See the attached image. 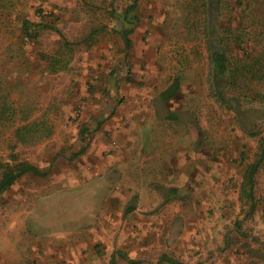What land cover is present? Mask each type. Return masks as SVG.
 Here are the masks:
<instances>
[{
	"label": "rangeland",
	"instance_id": "1",
	"mask_svg": "<svg viewBox=\"0 0 264 264\" xmlns=\"http://www.w3.org/2000/svg\"><path fill=\"white\" fill-rule=\"evenodd\" d=\"M133 2L0 0V178L7 162L29 161L45 172L20 176L0 197V264H71L73 258V264H110L124 230L116 227V208L123 205L127 216L135 198L124 204L111 196L121 188L119 163L130 170L135 161L127 155V128L147 127L149 110L175 77L180 91L160 108L180 119L159 121L170 141H185L182 169L204 173L206 189L182 201L202 203L209 219L170 228L173 251H167L189 264H264V163L255 177L254 211L242 196L264 136V75L251 76L241 89L229 86L221 99L210 59L211 43L223 39L231 59L244 58L226 32L230 25H240L247 52L263 50L264 0H138L127 22L123 15ZM26 20L52 27L31 39L23 33ZM125 27H133L130 49ZM28 121L52 134L18 141L16 129ZM217 216L215 232L208 224ZM182 238L199 245L197 259ZM78 248L91 254L83 259Z\"/></svg>",
	"mask_w": 264,
	"mask_h": 264
},
{
	"label": "crops",
	"instance_id": "2",
	"mask_svg": "<svg viewBox=\"0 0 264 264\" xmlns=\"http://www.w3.org/2000/svg\"><path fill=\"white\" fill-rule=\"evenodd\" d=\"M157 100L156 105L149 110L150 120L146 124L147 127H137L136 131L131 130L130 127L127 128L132 142L127 155H131L135 161L131 162L130 170L127 169L128 162L119 163L121 188L111 191V196L119 197L124 204L129 202L127 197L130 195L135 198L131 204L133 209L127 216L124 217L123 213L126 210L123 205L116 208V211L121 212V216L116 220V227H123L124 230L121 231L122 236L117 239L118 246L115 251L109 252L110 264H171L166 257L178 259L170 253L173 251L171 246L173 237L169 229L203 226L207 222L208 217L206 220L205 217L203 218L206 212L202 203L194 200L188 205L185 199L184 202L182 201L183 195L189 193L198 195V192L206 189L203 181L204 173L193 171L189 174L185 168L182 169L179 156L185 141L182 142L179 139L170 141L166 135L168 127H162V122L159 121L165 119L177 121L166 117L170 111H174L173 109L160 108L162 102L171 100L162 101L159 96ZM141 123L145 125L143 121ZM194 128L198 129V127ZM121 153L122 159L125 155ZM125 159L124 157L122 160ZM207 188L211 189V186L208 185ZM172 196L177 198L171 201ZM107 203L111 202L107 201ZM107 209L112 212L113 205H109ZM189 211L193 216H188ZM210 221L209 227L218 232L220 227L218 216L211 218ZM183 238L182 242L188 255L197 259L201 255V251L198 253L199 245ZM201 240L203 245L205 238L201 237ZM168 249L172 251H167ZM81 251L78 248L77 255H81L83 259L91 254V251L86 254H82ZM209 258H211L210 255L205 260ZM212 260H214L213 257ZM73 263H75L74 258L71 264ZM213 264L218 263L213 261Z\"/></svg>",
	"mask_w": 264,
	"mask_h": 264
},
{
	"label": "trees",
	"instance_id": "3",
	"mask_svg": "<svg viewBox=\"0 0 264 264\" xmlns=\"http://www.w3.org/2000/svg\"><path fill=\"white\" fill-rule=\"evenodd\" d=\"M138 6V0H134L131 5L126 9L123 15V19L130 22V14L134 13ZM136 18V15H133ZM52 27L46 22H32L29 20L24 21L23 33L28 38H35L39 33L45 29ZM240 28V25L228 26L226 31L228 36H231V40L234 44L238 45L240 49L244 51V58H234L228 55L226 51L227 43L224 42L222 37L221 44L219 46L211 43L210 59L212 63V73L214 79V90L217 97L226 100V89L231 86H240L241 89L244 86H249V83L253 81V78H259L264 75V48L259 51L258 54L252 55L246 51L244 46V37L242 33L236 31ZM122 36L127 49L132 47L131 33L133 27H125L122 29ZM60 35L65 42H68L62 32ZM231 33V34H230ZM56 70V69H55ZM251 76L253 78H251ZM181 88L180 77H175L171 84L160 93V99L162 101H169L178 95ZM173 120H179L180 116L175 111H170L166 116ZM257 134H262V131H258ZM52 134V130L44 126L42 122L28 121L20 125L15 132V136L18 141L22 143H35L43 140ZM264 163V136L260 137V148L256 159L247 166L244 174V183L242 188V196L248 197L251 200V212L255 210V177L259 172L261 166ZM2 174L0 178V197L1 195L19 178L26 173L45 174V172L37 165L29 161H18L15 163H2ZM133 209L131 206L129 210ZM171 264H183L181 261L175 260L170 257H166Z\"/></svg>",
	"mask_w": 264,
	"mask_h": 264
}]
</instances>
